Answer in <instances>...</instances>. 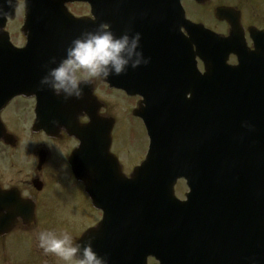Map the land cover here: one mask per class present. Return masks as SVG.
Masks as SVG:
<instances>
[{"label": "water", "instance_id": "95a60500", "mask_svg": "<svg viewBox=\"0 0 264 264\" xmlns=\"http://www.w3.org/2000/svg\"><path fill=\"white\" fill-rule=\"evenodd\" d=\"M43 1L27 0L26 17L41 16L36 4ZM68 1L77 0L55 2L64 6ZM78 1L98 3L100 16H106L107 0ZM48 8L42 9V18ZM195 27L193 80L186 85L191 102L182 101L187 90L181 89L174 90L178 99L171 102L169 115L163 103L150 102L143 117L150 150L131 177L124 176L110 153L112 126L106 119L94 121L98 148L89 143L74 154V160L81 152L84 157L75 168L88 193L106 188L104 220L82 240L94 237L95 251L109 264H147L149 257L160 264H264V63L228 66L218 37L202 25ZM11 58L7 53L0 61V90L18 89L11 86ZM96 129L91 122L85 134ZM180 178L191 189L185 202L174 195Z\"/></svg>", "mask_w": 264, "mask_h": 264}, {"label": "flooded vegetation", "instance_id": "af4514ba", "mask_svg": "<svg viewBox=\"0 0 264 264\" xmlns=\"http://www.w3.org/2000/svg\"><path fill=\"white\" fill-rule=\"evenodd\" d=\"M118 2L113 0L111 4ZM120 3L123 7L116 11L120 17L108 19L111 31L117 36L125 32L140 33V48L145 58H150V62L135 69L129 68L126 73L118 76L112 75L110 78L117 82L115 79L120 77L124 80L125 86L142 89L169 83L172 79L169 74L170 62L175 58L178 63L179 53L184 57L194 53V26L174 27L169 25V23H178L182 18L178 15L164 17L162 11L164 2L162 0H123ZM78 5H85V9L88 10L86 4ZM182 5L186 13V20L203 24L207 29L223 38L230 36L233 29L232 23H237L238 31L234 34L233 39L234 44L238 45L240 56L242 54L252 56L257 49L264 53V0H184ZM165 7H169V5ZM218 11L220 12L217 14ZM87 15H89V11L79 17ZM59 21L63 23V21ZM62 26L79 30V36H81L87 31H95L99 23L98 18L90 17L84 25L80 23L70 26L63 24ZM65 27H49L48 30L51 32L59 29L55 34L64 37L66 36ZM7 29L11 38L19 37L24 42L21 30H18L14 21L8 22ZM179 38H181L180 43ZM15 45L22 47L24 43ZM55 45L53 54H49L46 58V70L52 65L50 64L52 58H55L57 62L64 58L65 51L69 46L62 45V42L54 43L53 46ZM239 55L238 58L231 55L229 64H239ZM107 80L108 78H96L91 83L83 85L85 99L82 97L81 99L65 100L47 88L31 90L30 96L16 97L1 112V119L8 134H5L0 141V189L10 194L0 197V232L10 228L13 223L15 225L8 234L0 236V264H63V261L55 254L45 253L39 248L34 234L41 230H54L58 234L68 232L77 239L86 231L100 224L103 212L87 196V206L91 210L86 213L91 215L90 222L65 223L66 226L61 227L52 225V222L56 220L49 213L53 202L62 204L60 199L62 185L74 182L81 188L83 187L73 176L69 163L70 155L79 146V142L71 137L65 128H57L51 133H46L35 131L34 125L38 104L36 94L41 93L45 99L52 102L63 99L69 103L91 106V110H95V106L93 107L94 97L103 101L100 97V89L105 92L104 94H112L109 91H116L125 95L126 98H130L124 92L114 90ZM100 85L105 89L101 87L98 90ZM140 101L141 97L138 102ZM138 102L136 99V104ZM57 107L59 110L62 109ZM107 107L106 105L101 112L111 116ZM83 114L81 111L78 118L80 123L88 121L86 117H83ZM126 117L128 116H122V119ZM115 120L118 121L116 118ZM143 131H145L144 127L142 129L138 126L139 134ZM120 137V146L123 141L120 148L121 153L115 154L121 164H126L130 160L125 147L124 128L120 132ZM141 162L142 160L138 164ZM75 225L77 228L72 229ZM69 227L71 230H65ZM15 237L16 240H14ZM14 243L26 246L25 250L16 256L9 255L7 252L9 245Z\"/></svg>", "mask_w": 264, "mask_h": 264}, {"label": "clouds", "instance_id": "9594fccd", "mask_svg": "<svg viewBox=\"0 0 264 264\" xmlns=\"http://www.w3.org/2000/svg\"><path fill=\"white\" fill-rule=\"evenodd\" d=\"M140 33L115 35L108 24H100L95 31L82 33L72 40L59 62L52 58L55 65L46 70L40 80V87L51 90L55 95L67 99H81L83 85L96 78L107 79L112 75H121L129 68L146 65L140 48ZM250 130L251 125L245 124ZM36 239L45 253H53L63 264H109L106 257L100 256L92 242H78L68 232L41 230Z\"/></svg>", "mask_w": 264, "mask_h": 264}, {"label": "rangeland", "instance_id": "374dc122", "mask_svg": "<svg viewBox=\"0 0 264 264\" xmlns=\"http://www.w3.org/2000/svg\"><path fill=\"white\" fill-rule=\"evenodd\" d=\"M73 13L80 16L85 15L88 10L85 9V6L73 5L70 6ZM20 8L18 16H23ZM18 28L21 27L23 20L20 18L16 21ZM20 38L16 39V42H20ZM200 65V64H199ZM202 70V66H199ZM104 86H99L98 90ZM101 99L106 103L107 111L110 113L116 121L114 126L112 137L114 135V141L112 145V150L114 153H121V146L119 145V141L121 140L120 132L124 128V138H125V147L128 150L127 155L129 156V162H126L124 165V169L127 172H130L133 167L139 165L138 162L143 159L146 147H148V140L143 133L138 132V126L143 129L141 122L138 118H135L132 115L133 109L136 108V99L126 98L125 95L116 92L109 91L112 94H104L103 90H99ZM139 99H137L138 102ZM122 116H128L122 119ZM126 124V125H125ZM125 125V126H124ZM123 155V154H122ZM121 155V156H122ZM9 183V182H8ZM62 194L60 196L62 204H58L53 202L52 207L50 209V216L53 217L56 221L52 222L53 226L61 227L66 226L65 223L68 224H79L83 222H90V214L89 211L91 209L88 208L87 203V195L85 193L84 188L80 187L74 182L65 183L61 187ZM188 191L185 183L180 181L176 186V195L182 200L184 199L185 193ZM89 205V204H88ZM87 212V213H86ZM75 225L72 229H76ZM65 230H71V228H65ZM38 232L34 234L37 236ZM16 240V237L14 238ZM26 246H22V244L14 243L10 244L7 248V252L9 255L16 256L19 255L20 252L24 251ZM155 264L154 260H149V264Z\"/></svg>", "mask_w": 264, "mask_h": 264}]
</instances>
